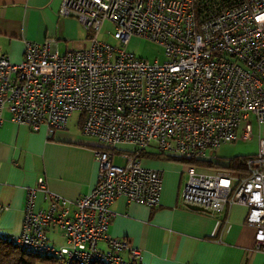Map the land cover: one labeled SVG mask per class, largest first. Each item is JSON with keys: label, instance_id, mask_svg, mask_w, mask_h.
I'll list each match as a JSON object with an SVG mask.
<instances>
[{"label": "built area", "instance_id": "1", "mask_svg": "<svg viewBox=\"0 0 264 264\" xmlns=\"http://www.w3.org/2000/svg\"><path fill=\"white\" fill-rule=\"evenodd\" d=\"M58 11L78 19L87 46L59 53L47 37L25 39L20 61L1 53L0 119L7 110L52 135L79 112L83 133L96 142L97 181L74 200L51 193L36 207L37 192H47L39 178L26 189L21 231L1 235L51 256L50 264H140L141 250L108 232L118 196L159 203L163 171L144 166L140 152L153 142L163 155L204 158L234 141L241 121L243 138L251 136V116L264 122V0H60ZM106 21L118 44L102 40ZM132 37L162 45L166 60L137 56L127 48ZM120 143L129 146L117 151ZM244 166L237 176L187 163L182 202L210 211L244 204L264 264V137ZM52 229L63 244L50 240Z\"/></svg>", "mask_w": 264, "mask_h": 264}, {"label": "crops", "instance_id": "2", "mask_svg": "<svg viewBox=\"0 0 264 264\" xmlns=\"http://www.w3.org/2000/svg\"><path fill=\"white\" fill-rule=\"evenodd\" d=\"M59 6L60 0H0V54L20 61L25 39L55 37L59 53L87 46L88 32L77 18L61 16ZM255 122L251 136L257 135L259 145L264 137V122ZM239 129L243 138L242 127L237 129V137ZM95 145V139L83 133L79 115L76 123L68 122L65 128L49 135L43 127L31 130L13 121L3 110L0 234L21 231L26 189L39 178L45 181L47 192H37L36 207L47 206L51 193L74 200L89 192L99 170L93 153ZM128 146L120 143L116 149L126 150ZM149 147L141 162L163 171L159 203L149 206L118 196L111 205L113 216L108 232L129 238L131 245L141 250L140 264H263V254L252 248L255 228L245 223L247 207L242 203L218 211L189 207L181 197L188 178L187 163L163 155L155 144ZM191 164L197 169L200 163ZM216 171L211 168L206 173ZM48 236L55 244L65 242L58 229L50 230Z\"/></svg>", "mask_w": 264, "mask_h": 264}, {"label": "rangeland", "instance_id": "3", "mask_svg": "<svg viewBox=\"0 0 264 264\" xmlns=\"http://www.w3.org/2000/svg\"><path fill=\"white\" fill-rule=\"evenodd\" d=\"M113 24L110 21H106L103 24L101 29V38L106 42H110L113 44H118V40L112 36L113 32ZM128 49L132 50L136 53L137 56L147 59L149 61H153L157 59L159 62H163L166 60V55L164 53V48L157 42L149 40L144 37H132L129 41L127 46ZM79 112L75 111L69 118L70 124L78 120ZM252 124L256 121L253 116L250 117ZM244 121H241L240 127H242ZM257 122L254 123V125ZM153 142L151 143L150 147L153 146ZM124 146V145H123ZM149 147V148H150ZM259 152V145H258V137L257 135H252L249 139H243L240 137V129L238 130V137L234 141L222 143L216 146L214 149H208L206 151V157L208 159H218L225 161L226 158L234 156L236 154H255ZM168 159V158H165ZM123 160L116 156L115 163L120 164ZM211 169L210 166L206 164H197V170L201 171H209ZM60 242V240H59Z\"/></svg>", "mask_w": 264, "mask_h": 264}, {"label": "trees", "instance_id": "4", "mask_svg": "<svg viewBox=\"0 0 264 264\" xmlns=\"http://www.w3.org/2000/svg\"><path fill=\"white\" fill-rule=\"evenodd\" d=\"M147 154L148 152L144 149L140 152V157ZM251 155L253 154H238L226 158L225 161L215 158H178V160L190 164L196 162L204 163L217 170L229 171L235 175H244L246 174L245 159ZM52 261L53 258L51 256L29 251L0 234V264H50Z\"/></svg>", "mask_w": 264, "mask_h": 264}, {"label": "water", "instance_id": "5", "mask_svg": "<svg viewBox=\"0 0 264 264\" xmlns=\"http://www.w3.org/2000/svg\"><path fill=\"white\" fill-rule=\"evenodd\" d=\"M189 207L196 208V209H197V208H198V209H202V207H200V206H197V205H192V204H191V205H189Z\"/></svg>", "mask_w": 264, "mask_h": 264}]
</instances>
